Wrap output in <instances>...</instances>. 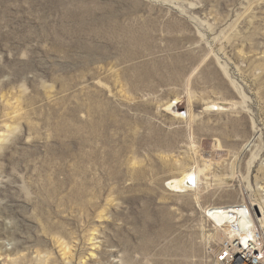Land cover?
I'll use <instances>...</instances> for the list:
<instances>
[{
    "label": "rangeland",
    "instance_id": "1",
    "mask_svg": "<svg viewBox=\"0 0 264 264\" xmlns=\"http://www.w3.org/2000/svg\"><path fill=\"white\" fill-rule=\"evenodd\" d=\"M251 203L264 0H0V264H219Z\"/></svg>",
    "mask_w": 264,
    "mask_h": 264
},
{
    "label": "bare ground",
    "instance_id": "2",
    "mask_svg": "<svg viewBox=\"0 0 264 264\" xmlns=\"http://www.w3.org/2000/svg\"><path fill=\"white\" fill-rule=\"evenodd\" d=\"M171 107H173V103H170L167 106L168 109ZM179 114L182 113L179 112ZM199 176V171L183 172L179 175V178L174 180L172 179L170 185L177 191H192L193 187L191 186V182H194V180H196ZM257 207L258 206L255 203L245 205L244 209L237 208L236 206L215 207L210 208L208 211H206V213L208 218L214 223L215 227L218 228V231L221 232L222 235H226L225 230L228 231L229 228H234L237 230L236 232L239 233L238 236H240L241 241L246 243L249 240V238H247V233L251 231L250 227L256 226L259 229L258 223H264L263 208L258 207L259 209L257 210ZM260 215L262 218H259ZM238 236H236V238Z\"/></svg>",
    "mask_w": 264,
    "mask_h": 264
},
{
    "label": "built area",
    "instance_id": "3",
    "mask_svg": "<svg viewBox=\"0 0 264 264\" xmlns=\"http://www.w3.org/2000/svg\"><path fill=\"white\" fill-rule=\"evenodd\" d=\"M250 230L249 240L243 243L237 230L229 228L218 248L219 264H264V232L256 226H251Z\"/></svg>",
    "mask_w": 264,
    "mask_h": 264
},
{
    "label": "water",
    "instance_id": "4",
    "mask_svg": "<svg viewBox=\"0 0 264 264\" xmlns=\"http://www.w3.org/2000/svg\"><path fill=\"white\" fill-rule=\"evenodd\" d=\"M258 212V211H257Z\"/></svg>",
    "mask_w": 264,
    "mask_h": 264
}]
</instances>
